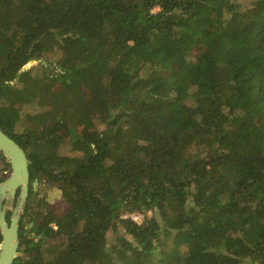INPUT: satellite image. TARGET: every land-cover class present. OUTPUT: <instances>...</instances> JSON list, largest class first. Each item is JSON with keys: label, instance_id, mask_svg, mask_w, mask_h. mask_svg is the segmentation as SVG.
Returning a JSON list of instances; mask_svg holds the SVG:
<instances>
[{"label": "trees", "instance_id": "trees-1", "mask_svg": "<svg viewBox=\"0 0 264 264\" xmlns=\"http://www.w3.org/2000/svg\"><path fill=\"white\" fill-rule=\"evenodd\" d=\"M0 126L13 264H264V0H0Z\"/></svg>", "mask_w": 264, "mask_h": 264}, {"label": "water", "instance_id": "water-1", "mask_svg": "<svg viewBox=\"0 0 264 264\" xmlns=\"http://www.w3.org/2000/svg\"><path fill=\"white\" fill-rule=\"evenodd\" d=\"M0 150L10 160L11 172L0 182V264H13L20 253V219L24 204L30 190L29 159L25 149L0 126ZM38 179L33 181L32 188H36ZM21 188L19 199L14 205L10 221L7 220V199L13 204L17 190Z\"/></svg>", "mask_w": 264, "mask_h": 264}, {"label": "rangeland", "instance_id": "rangeland-1", "mask_svg": "<svg viewBox=\"0 0 264 264\" xmlns=\"http://www.w3.org/2000/svg\"><path fill=\"white\" fill-rule=\"evenodd\" d=\"M250 0H243V3H248ZM198 54L200 53V50H197L196 51ZM56 57V55H50V58H54ZM39 60H34V61H31L27 64L26 67H31L32 65L38 63ZM0 166L2 167L3 166V163L0 161ZM40 184L38 182V184L36 185V188H34V190H38L40 189ZM41 192H40V196H43L46 201L49 203V205L51 207H56L59 202H60V198H61V191L56 188V187H50V186H41ZM9 203H7V210L8 208H11L13 209L14 208V204H12L10 201H8ZM9 209V210H11ZM109 239L110 241L113 240V235L112 233L109 234Z\"/></svg>", "mask_w": 264, "mask_h": 264}, {"label": "built area", "instance_id": "built-area-1", "mask_svg": "<svg viewBox=\"0 0 264 264\" xmlns=\"http://www.w3.org/2000/svg\"><path fill=\"white\" fill-rule=\"evenodd\" d=\"M125 217H131L133 220L139 223L143 220V215L140 213L126 214Z\"/></svg>", "mask_w": 264, "mask_h": 264}, {"label": "flooded vegetation", "instance_id": "flooded-vegetation-1", "mask_svg": "<svg viewBox=\"0 0 264 264\" xmlns=\"http://www.w3.org/2000/svg\"><path fill=\"white\" fill-rule=\"evenodd\" d=\"M20 191H21V188H18L16 198H15V200L13 201V204H14V205H16V203H17V201H18V199H19ZM15 202H16V203H15ZM4 203H5V205H7V203H9V202H8V200L6 199ZM9 209H11V208H8L7 213H8V211H9ZM13 209H14V208H13ZM13 209H11V210L13 211ZM11 215H12V213L10 214V218H11Z\"/></svg>", "mask_w": 264, "mask_h": 264}]
</instances>
